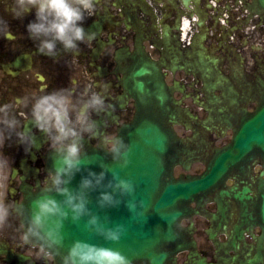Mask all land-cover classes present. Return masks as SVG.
<instances>
[{
  "label": "flooded vegetation",
  "instance_id": "obj_1",
  "mask_svg": "<svg viewBox=\"0 0 264 264\" xmlns=\"http://www.w3.org/2000/svg\"><path fill=\"white\" fill-rule=\"evenodd\" d=\"M7 2L0 0V17L11 28L7 38H0V104L42 89L105 84L110 107L93 116L98 134L85 140L104 149L105 136L133 134L120 128L133 120L142 97L127 75L139 60L153 62L169 96L161 115H155L173 134L168 157L173 178L206 170L215 154L230 148L235 130L263 100L264 49L249 41L229 40L240 23L234 28L228 20L224 28L214 15L207 16L205 27L210 32L204 40L199 38L198 21L183 35L182 18L190 14L184 0H97V11L84 21L95 38L80 44L78 53L58 46L55 57L39 53L38 42L26 32L34 13L14 19L6 10ZM208 6L204 5L206 13ZM29 112L18 110V118L25 120ZM36 141L28 153L15 138L0 143V156L13 170H0V199L5 203L18 204L26 191L46 186L47 156L52 150L43 133H37ZM166 159L162 158L163 167ZM263 191L264 155L255 146L227 171L222 186L187 204L188 212L178 222L183 246L163 264H264ZM23 232L19 215L0 230V264H57L40 246L24 244Z\"/></svg>",
  "mask_w": 264,
  "mask_h": 264
},
{
  "label": "clouds",
  "instance_id": "obj_2",
  "mask_svg": "<svg viewBox=\"0 0 264 264\" xmlns=\"http://www.w3.org/2000/svg\"><path fill=\"white\" fill-rule=\"evenodd\" d=\"M6 10L14 19L23 20L34 13V19L26 25L29 38L37 43L39 53L55 57L58 46L65 51L78 53L80 44L89 43L95 34L84 27L86 17L97 11V0H10ZM11 32L6 18L0 17V38H7ZM107 85L73 84L68 87L42 89L33 94H25L13 98L10 102L0 104V143L15 138L28 153L36 146L37 133H43L47 138L53 153V167L44 180L46 185L43 195L32 201L30 210L23 205L5 203L0 199V230L10 225L11 218L19 215L24 217L26 228L21 235L24 244L39 242L42 252L51 250L59 254L64 247L63 226L69 218L78 223L85 215H90L87 209V196L84 190L99 185L105 178V172L99 175L89 171L83 177L78 190H71L69 185L76 175L83 170V160L87 156L86 138L98 134V123L93 118L95 114L107 111ZM29 109L25 120L18 118V110ZM31 124V127L28 125ZM104 150L116 161L121 152L126 157L130 151L123 138L116 135L104 137ZM126 158L122 167L129 164ZM10 170L7 158L0 156V170ZM118 173L114 174V178ZM91 177V178H90ZM121 194L135 191L131 180L120 179L115 185ZM55 195H51V194ZM56 196L63 199L58 200ZM101 207H115L118 200L107 193L100 195ZM65 206L71 210H65ZM131 211V208H130ZM99 221L92 216L85 223V228L102 237L105 241L118 243L124 232L123 225L114 228H96ZM61 264H132L131 260L119 249L96 245L88 241L74 240L61 256Z\"/></svg>",
  "mask_w": 264,
  "mask_h": 264
},
{
  "label": "water",
  "instance_id": "obj_3",
  "mask_svg": "<svg viewBox=\"0 0 264 264\" xmlns=\"http://www.w3.org/2000/svg\"><path fill=\"white\" fill-rule=\"evenodd\" d=\"M249 8L253 11L264 10V0H252ZM132 76V81L140 91H142V81H134V78L142 77V79L147 80L146 82L151 83L152 93L157 102H160L158 106L161 107L166 98V93L162 79L155 72L154 66L142 63L139 68L133 70ZM256 114L255 118L247 122V135L242 136L239 132L235 135L233 147L238 151L248 148L251 143L263 144L264 147V105ZM133 129L141 132L134 137L135 140L140 141V144L135 142L128 153V157L124 152L120 154L121 157L128 158L130 161L126 167H122L125 159L112 164L107 153L88 149L86 151L87 156L83 160V170L76 173L71 183L67 185L73 191L78 190L81 179L87 177L89 171L97 175L101 171L105 172V178L99 185H95L93 179L94 186L84 190L90 215L83 216L78 223H73L70 218L64 222V247L59 250V254L53 253L60 262L68 245L74 240L117 248L131 260L132 264H161L165 258V254L161 252V244L173 241L172 225L180 214L179 211L170 212L168 210L173 205V200L161 198V186L160 191L156 192L159 187L158 178L161 177L162 171L161 155L169 150L167 135L163 134L164 129H162L161 122L154 119L146 120L138 117ZM235 158H238V154L231 157L229 151L221 152L206 173L167 186L166 194L180 195L184 201L210 189L219 182L225 173L226 160ZM52 167L53 153L50 156L51 170ZM116 173L118 176L114 178ZM120 179L131 180L135 191L122 195L120 190L115 187ZM103 192L111 194L115 200L119 201V204L115 207L108 205L101 207L99 200ZM41 195H43L42 190L34 193L27 199L28 201L24 206L30 210L32 201ZM56 198L58 200L63 199L60 196H56ZM163 208L168 212L164 211ZM65 210L69 212V217H71V210L67 206H65ZM262 215L264 218V195L262 197ZM92 216L99 218L96 225H91L93 230L123 225L125 232L121 240L118 243L107 242L94 232L87 230L85 223ZM23 220L26 224L24 217Z\"/></svg>",
  "mask_w": 264,
  "mask_h": 264
}]
</instances>
